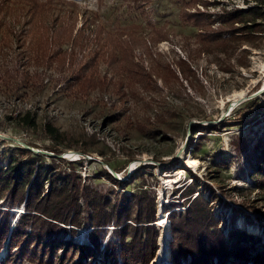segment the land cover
<instances>
[{
	"label": "rangeland",
	"instance_id": "374dc122",
	"mask_svg": "<svg viewBox=\"0 0 264 264\" xmlns=\"http://www.w3.org/2000/svg\"><path fill=\"white\" fill-rule=\"evenodd\" d=\"M33 1L50 3L48 18L52 12L57 15L71 9L74 32L80 24L88 27L86 43L76 51L77 61L78 66H86V78L92 79L95 87L83 95L65 84L67 62L56 57L35 61L33 41L21 57L14 44L1 47L0 165L15 146L32 153L52 146L63 150L60 158L71 160L81 158L78 152L87 148L92 153L75 164L81 178L89 177V183L99 191L116 194L120 189L99 176L102 169L124 181L129 180L131 171L140 174L142 178L131 181L125 191L144 184L154 192L159 228L158 210L163 213L171 191L189 184L190 176H197L202 183L204 168L209 166L215 171L211 177L215 176L216 182L211 180L210 185L218 198L211 212L223 235L234 212V228L264 242V186L257 189L249 177L255 165L252 148L264 137V18L252 42H241L222 54L207 51L198 42L197 31L180 20L186 0H144L138 7L129 0ZM209 1L219 2L208 7L210 13L254 4L249 0ZM258 2L264 10V0ZM160 35L167 39L154 42ZM124 36L143 41L132 57L149 78L109 67L111 40ZM18 63L38 77L22 87L15 85L7 76ZM255 97L261 108L243 107ZM236 112L244 117V123L234 119ZM25 114L33 117L32 127L21 121ZM222 121L227 122L224 128L219 127ZM47 122L57 130V138L48 135ZM192 128L195 133L190 135ZM58 166L68 167L65 162ZM222 191L226 193L221 195ZM16 210L12 212L17 216ZM163 217L166 220L167 215ZM167 231L166 248L170 240ZM77 235L83 242L84 231L78 230ZM160 237L161 229L156 252L160 251ZM167 253L169 261L168 249ZM3 256L1 250L0 259ZM95 259L93 264H101V256Z\"/></svg>",
	"mask_w": 264,
	"mask_h": 264
},
{
	"label": "trees",
	"instance_id": "16d2710c",
	"mask_svg": "<svg viewBox=\"0 0 264 264\" xmlns=\"http://www.w3.org/2000/svg\"><path fill=\"white\" fill-rule=\"evenodd\" d=\"M129 1L138 7L144 0ZM186 1L179 18L197 31L198 42L211 52L224 54L231 46L252 42L264 18L258 0H249L254 4L243 9L222 8L218 13L207 11L208 7L218 5V1ZM48 3L0 0V48L14 44L19 50L17 56L21 57L22 50L33 41L34 60L56 57L63 63L66 61L69 73L63 82L86 95L95 86L92 79L86 78V66H78L76 51L86 43L88 27L80 24L74 32L75 17L69 8L55 16L52 12L48 18L51 11ZM196 6L200 8L194 9ZM166 39L160 35L154 42ZM142 44L143 41L126 36L111 40L108 63L111 70L149 78L132 57ZM34 74H28L18 63L7 77L22 87L38 77ZM253 106L255 110L261 108L257 97L243 107ZM234 116L237 122L244 123L239 112ZM21 121L28 127L34 125L33 117L27 114ZM45 126L49 136L58 137L57 130L48 122ZM226 126L227 122H219L220 128ZM194 133L192 128L190 135ZM252 149L255 165L249 177L257 189H262L264 137ZM41 150L52 155L35 154L15 146L0 165V252L4 251L0 264H93L96 256H101V264H150L161 229L157 225L154 192L144 184L134 191H125L131 181L142 176L131 171L128 181L117 180L102 169L99 176L121 191L102 192L89 183V177L81 178L75 169V164L84 160L82 157L92 153L87 148L78 152L81 158L76 160L60 158L63 150L52 146H43ZM62 162L68 167H59L58 163ZM204 170L202 183L197 176H190V183L173 189L171 199L163 206L169 224V263L264 264V242L256 235L234 228L236 213L230 214L229 229L223 235L219 220L211 212L218 201L216 190L210 185L211 180L216 182L215 176L211 177L215 171L211 172L209 166ZM225 193L222 191L221 195ZM20 208L16 216L12 210ZM78 230L85 232L83 242L77 240Z\"/></svg>",
	"mask_w": 264,
	"mask_h": 264
},
{
	"label": "bare ground",
	"instance_id": "6f19581e",
	"mask_svg": "<svg viewBox=\"0 0 264 264\" xmlns=\"http://www.w3.org/2000/svg\"><path fill=\"white\" fill-rule=\"evenodd\" d=\"M264 84V83H263ZM66 158H68L66 155H65ZM71 158V157H69ZM21 212V209H17L16 210V214L18 215V213ZM158 214L160 216V220H159V226L161 228V237L159 239V253L155 259V262L153 261L152 264H159V263H164L166 262L167 264H170L169 261H168V253H167V248H166V243H165V240L164 238L167 237V233H168V224L166 223L165 219H164V213L161 212V210L159 209L158 210ZM170 237V236H169Z\"/></svg>",
	"mask_w": 264,
	"mask_h": 264
},
{
	"label": "water",
	"instance_id": "95a60500",
	"mask_svg": "<svg viewBox=\"0 0 264 264\" xmlns=\"http://www.w3.org/2000/svg\"><path fill=\"white\" fill-rule=\"evenodd\" d=\"M261 91H264V86L261 88ZM260 91V92H261ZM30 151H32L31 149H29ZM34 153H40V154H45V155H47V156H51L52 154L50 153L49 154V152H45V151H33ZM63 157V156H62ZM108 173L109 174H111V172H109L108 171ZM112 176H114L113 174H111ZM155 225V224H154ZM157 228V227H156ZM85 233V232H84ZM158 253H159V250L155 253V255H154V260H155V258L157 257V255H158ZM164 264H167L166 262H164Z\"/></svg>",
	"mask_w": 264,
	"mask_h": 264
}]
</instances>
